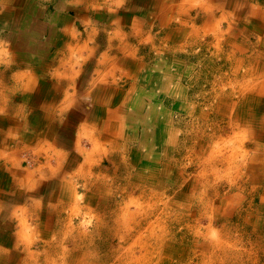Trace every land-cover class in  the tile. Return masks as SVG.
<instances>
[{"label": "crops", "instance_id": "crops-1", "mask_svg": "<svg viewBox=\"0 0 264 264\" xmlns=\"http://www.w3.org/2000/svg\"><path fill=\"white\" fill-rule=\"evenodd\" d=\"M223 79L237 87L214 113L191 106L186 90ZM263 82L264 0H0V264H53L52 253L71 263L64 242L74 217L91 207L122 140L144 121L165 153L186 117L176 126L171 112L223 131L237 126L233 138L247 156L245 139L264 141ZM164 96L176 109L152 110ZM255 150L264 156L257 143ZM159 159L137 160L125 183L138 174L152 183ZM74 183H85L81 198ZM97 188L111 193L106 209L113 198L120 203L115 183ZM66 207L71 214L60 217ZM110 214H93L99 229ZM53 233L34 257L38 237Z\"/></svg>", "mask_w": 264, "mask_h": 264}, {"label": "rangeland", "instance_id": "rangeland-1", "mask_svg": "<svg viewBox=\"0 0 264 264\" xmlns=\"http://www.w3.org/2000/svg\"><path fill=\"white\" fill-rule=\"evenodd\" d=\"M225 80L219 85H209L211 82L204 81L195 90H186L190 96L186 98L193 100L191 106L199 107L200 113H214V105L228 99L234 87L231 80ZM185 83L187 85L186 80ZM164 98L167 99L165 103L146 110L174 111L175 98ZM235 110L233 108V112ZM177 112H171L167 118L161 114L162 119H168V123L174 121L176 126L179 118L186 116L181 117V123L177 126L180 133L175 134V141L170 140L173 146L168 148V153L156 140L155 125L148 121L138 124L134 139L122 140L119 162L113 165L112 171L106 172L108 178L104 183L95 184L96 196L89 195L91 207L74 217L75 233L68 235L64 242L68 251L66 255L70 254L74 259L69 262L264 264V156L257 155L255 150L256 143L264 149V141H254L251 137L245 139L243 146L249 153L240 156L241 140L233 138L240 128L236 126L223 131V124H213L208 122V118L198 119L183 111ZM149 116V119H153L151 114ZM141 143L154 146L155 151ZM157 158H160L158 164L162 170L157 171V167L152 169V183H140V178L145 179V174H138L137 183H125L126 170H135L137 160L151 161ZM30 160L27 157L29 164L32 162ZM105 163L107 167L111 166L107 161ZM106 183H115L120 202L117 204V198L111 199L108 209L105 207L107 203L101 201L111 193L97 188ZM85 188V183H74L72 190L81 198L87 193ZM91 200L97 203L93 204ZM70 209L66 207L60 217H68ZM106 212L111 214L104 221V227L99 229L98 220L92 216ZM121 222L124 226L120 225ZM127 223L130 228L125 227ZM100 230L104 231L103 235L97 234ZM51 238H54V233L48 238L38 237L34 257L38 256L39 251L50 247L51 244L45 241L49 242ZM75 243L81 246H75ZM132 245L136 246L133 248ZM52 256L57 260L53 264L63 262L58 253H52ZM33 263L37 264L35 261Z\"/></svg>", "mask_w": 264, "mask_h": 264}, {"label": "bare ground", "instance_id": "bare-ground-1", "mask_svg": "<svg viewBox=\"0 0 264 264\" xmlns=\"http://www.w3.org/2000/svg\"><path fill=\"white\" fill-rule=\"evenodd\" d=\"M263 83H264V82H263ZM263 91H264V90H263ZM240 140H241V139H240ZM240 144H241V143H240ZM155 195H156V193H155ZM129 211H130V210H129ZM145 212H146V211H145ZM147 212H148V211H147ZM147 212H146V213H147ZM135 213H136V212H135ZM135 213H134V214H135ZM146 213H145V214H146ZM149 213H150V212H149ZM69 214H71V213H69ZM124 214H125V213H124ZM130 215H131V214H130ZM135 215H136V214H135ZM132 217H134V215H133ZM115 220H116V219H115ZM131 220H132V219H131ZM114 222H115V221H114ZM135 223H136V222H135ZM100 224H101V223H100ZM61 225H62V224H61ZM120 225H123V222H121ZM132 225L135 226L134 224H132ZM98 226H99V225H98ZM123 226H124V225H123ZM129 226H130V224L127 223L125 227L130 228ZM66 227H67V226H66ZM125 227H124V228H125ZM152 227H153V226H152ZM122 228H123V227H122ZM133 228H135V227H133ZM133 230H134V229H133ZM129 232H130V231H129ZM130 233H131V232H130ZM156 233H157V232H156ZM154 234H155V233H154ZM122 235H123V234H122ZM157 235H158V234H157ZM159 235H160V234H159ZM154 236H155V235H154ZM142 238H143V237H142ZM142 238H141V240H142ZM122 239H123V241H126V239H124V238H122ZM158 239H159V238H158ZM136 240H137V239H136ZM141 240H140V242H141ZM137 241H138V240H137ZM158 241H159V240H158ZM160 243H161V242H160ZM121 244H122V243H121ZM145 244H146V243H145ZM133 245H134V244H133ZM133 245H132V247H133ZM160 245H161V244H160ZM135 246H136V245H135ZM135 246H134V247H135ZM148 246H149V245H148ZM134 247H133V248H134ZM149 247H150V246H149ZM144 248H145V246H144ZM148 249H149V248H148ZM32 250H33V249H32ZM134 250H135V249H134ZM144 250H145V249H144ZM132 251H133V249H132ZM128 252H129V251H128ZM130 252H131V251H130ZM139 252H140V251H139ZM151 252H152V251H151ZM121 253H123V252H121ZM154 253H155V252H154ZM134 254H135V253H134ZM121 255H123V254H121ZM124 255H125V254H124ZM130 256H131V254H130ZM132 256H133V255H132ZM132 256H131V257H132ZM149 256H150V255H149ZM125 257H126V256H125ZM125 257H124V258H125ZM128 257H129V256H128ZM116 258H117V257H116ZM121 258H122V257H121ZM147 259H149V258H147ZM119 260H120V259H119ZM116 262H117V261H116ZM140 262H141V261H140ZM144 262H145V261H144ZM146 262H147V261H146ZM135 263H136V261H135Z\"/></svg>", "mask_w": 264, "mask_h": 264}]
</instances>
